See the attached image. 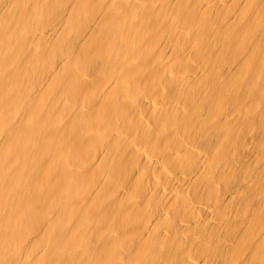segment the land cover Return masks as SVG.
<instances>
[{"label": "bare ground", "instance_id": "1", "mask_svg": "<svg viewBox=\"0 0 264 264\" xmlns=\"http://www.w3.org/2000/svg\"><path fill=\"white\" fill-rule=\"evenodd\" d=\"M0 264H264V0H0Z\"/></svg>", "mask_w": 264, "mask_h": 264}]
</instances>
